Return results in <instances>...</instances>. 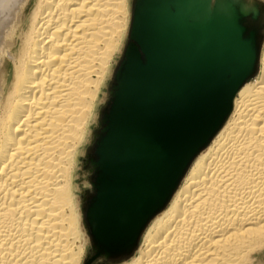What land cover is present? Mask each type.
Masks as SVG:
<instances>
[{
  "label": "bare ground",
  "instance_id": "obj_1",
  "mask_svg": "<svg viewBox=\"0 0 264 264\" xmlns=\"http://www.w3.org/2000/svg\"><path fill=\"white\" fill-rule=\"evenodd\" d=\"M127 2L0 0V264H264V37L136 241L84 259L73 169Z\"/></svg>",
  "mask_w": 264,
  "mask_h": 264
},
{
  "label": "water",
  "instance_id": "obj_2",
  "mask_svg": "<svg viewBox=\"0 0 264 264\" xmlns=\"http://www.w3.org/2000/svg\"><path fill=\"white\" fill-rule=\"evenodd\" d=\"M263 0H130L79 198L89 251L136 241L257 66Z\"/></svg>",
  "mask_w": 264,
  "mask_h": 264
},
{
  "label": "rangeland",
  "instance_id": "obj_3",
  "mask_svg": "<svg viewBox=\"0 0 264 264\" xmlns=\"http://www.w3.org/2000/svg\"><path fill=\"white\" fill-rule=\"evenodd\" d=\"M127 1H128L127 3L130 4V0H127ZM123 36H122V39H121V42H120L121 45H119V47H118L119 49L117 48V50L114 52L115 54L113 53V55H112V58H111L112 60L109 63L108 71L106 73V76L107 77L105 76L106 78L103 80V82H102V84H101V86H100V88H99V90L97 92L96 99H97V97H98V99L97 100L95 99V101H94L92 115H91V117L89 119V122H88V126H87V130H86L85 138H84V140H83V142H82V144L80 146V151L77 154L78 157L76 156L75 165H74L75 168L73 169V173H74V175H73V187H74L73 188V191H74V194H75V196L77 198H80V196L82 194H84V191H87L89 189V183H88V179H87L88 173L85 172V170H84V168L82 167V164H81L82 159H83V152H84L85 148L89 144L90 132L92 131V129L94 128V125H95L96 111L101 106V104L103 102L102 101V98H103L104 92L106 90V85H107V83L109 81L110 72H111V70H112V68L114 66V63H115V61H116V59L118 57L119 51L121 50L122 44L124 42L123 39H125V34ZM263 42H264V40H263ZM263 42H262V44H263ZM261 47H262V45H261ZM78 202H79V207H80V200L79 199H78ZM80 216H81V214H80ZM85 250H87L86 253L87 252L88 253L85 256L83 255L84 259H86V258L88 259V257H92V255L94 254V252L89 251V242H88V239L85 242ZM101 256H98V257H101ZM94 258H95V256H94ZM94 258H93V262L96 261V260H99L97 257L95 259ZM101 259L104 260V259H106V257L102 256ZM263 259H264V257H263Z\"/></svg>",
  "mask_w": 264,
  "mask_h": 264
}]
</instances>
